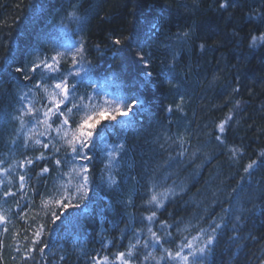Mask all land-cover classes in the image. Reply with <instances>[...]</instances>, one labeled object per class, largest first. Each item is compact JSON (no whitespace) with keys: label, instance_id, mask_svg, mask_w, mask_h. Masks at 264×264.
Segmentation results:
<instances>
[{"label":"snow or ice","instance_id":"1","mask_svg":"<svg viewBox=\"0 0 264 264\" xmlns=\"http://www.w3.org/2000/svg\"><path fill=\"white\" fill-rule=\"evenodd\" d=\"M201 3L202 0L192 5L180 3L173 9L168 0H127L124 7L131 5L128 15L132 19L123 30L126 34L113 30L101 48L100 44L89 46L87 40L85 25L94 15L90 0H48L52 27L67 32L69 24L75 23L73 35L79 39L59 43L45 31L36 34L31 42L7 41V54L0 57V85L7 80L26 89L13 97L16 114L11 120L19 121L17 137L23 136L25 150L40 152L35 156L25 154L7 168V161L0 159V173L14 177L8 184L0 180V203L15 200V211L7 210L11 215L0 209V237L9 233L7 225L15 216L19 227L12 233L16 245L13 251L20 264H53L55 257H49L48 250L61 228L69 238L85 232L90 237L95 234L99 250H89L82 241L75 242L83 264H225L222 258L215 259L222 242L228 251L235 246L237 257L249 247L241 244L242 240L259 243L251 234L242 236L241 230L257 210L264 214V178L255 185L250 179L264 169V150L256 154L258 159L244 166V176L225 200L218 199L214 192L210 202L197 203L198 208L201 204L203 207L185 227H181L185 221L173 219L172 213L160 219L167 205L187 192L183 183L173 181L168 185L174 173L165 171L161 175V169H171L173 164L195 165L193 175L199 176V170L217 155L235 162L245 154L244 138L237 134L242 130L240 114L248 101L236 97L245 91L243 81L248 78L240 65L256 58L258 50L264 48V0H211L204 12ZM236 11L241 12L239 23L232 22ZM225 13L230 33L216 23ZM249 24L253 25L251 31L241 35ZM245 43L247 55L235 51ZM228 44L234 45L236 64L232 67L236 75L221 83L228 67H221L224 57L216 58L215 66L201 61ZM260 66L264 68V55L260 56ZM193 78L195 87L205 93L219 85L216 95L225 97L221 110L232 104L223 118L200 129L207 140L195 144L190 125L182 124L187 118L184 109ZM247 91L250 100L254 93ZM38 93H42L39 102ZM170 95L175 99L163 105ZM159 111L165 113L167 125L163 120L156 121L154 113ZM257 111L264 112V102ZM174 114L175 121L171 119ZM154 121L159 133L151 142V151L159 155L167 152L166 160L150 166L152 156L144 159L142 150L139 164L134 160L128 163L129 156L137 154L129 132H139L146 123L153 126ZM247 122L243 119V123ZM173 128L177 131L173 132ZM258 131L264 135V128ZM12 143L17 145V140ZM210 144L216 149L212 155L204 151ZM101 158L103 167L97 178L96 163ZM125 166L128 173L135 174L121 171ZM245 177L249 178L247 183ZM129 182L132 188L126 192ZM36 197L40 198L39 205ZM137 199L141 201L139 205ZM249 204L251 208L246 207ZM117 205L121 209L119 221L125 224L120 246L124 239L128 246L126 251L110 253L114 256L110 260L109 254L101 253L110 245L116 246L117 241L105 243L103 237L108 229L118 227L108 219ZM129 208L134 211L129 213ZM217 208L222 214L216 213ZM4 246L0 238V249ZM245 257L242 264H264V246L256 252H246ZM66 258L61 255L57 264H64ZM0 264H4L3 256Z\"/></svg>","mask_w":264,"mask_h":264},{"label":"trees","instance_id":"2","mask_svg":"<svg viewBox=\"0 0 264 264\" xmlns=\"http://www.w3.org/2000/svg\"><path fill=\"white\" fill-rule=\"evenodd\" d=\"M172 8L175 9L180 3L192 5L196 0H168ZM211 0H202L201 12L207 8ZM251 2V0H249ZM127 0H90L92 10L94 15L91 17L90 22L85 25L87 40L89 46H94L100 44L103 48L108 43L109 36L113 33V30L119 32L121 35L126 34L123 30L127 27L128 21L132 18L128 15L131 10V5L127 8L124 5ZM34 5V7H33ZM89 5H85L87 8ZM48 0H0V57L7 54V41L9 39L16 40L20 39L22 41H33L36 34L47 32L50 35V39L57 41L59 43H72L79 39L78 35H73L77 25L75 23L69 24V30L67 32H62L59 29L52 27L51 13L48 12ZM247 10V9H245ZM53 12L55 9L52 10ZM181 9V12H184ZM230 11H232L230 9ZM206 14V13H205ZM199 15V14H198ZM228 18V13H225L223 19L216 21L225 33H230L232 31L231 26H226V20ZM241 18V12L236 11L232 17L233 23H239ZM57 23L59 18L57 17ZM253 25L249 24L244 27L243 35L246 32L251 31ZM176 29L173 28V32ZM178 48L179 45H174ZM234 45L228 44L225 47L219 49L214 55L210 54L204 57L201 61H210L212 66L216 65V58L221 56L224 57L221 61V67L227 64V69L224 70V79L221 83L231 80L232 77L236 75L233 65L236 64L235 52L233 51ZM244 55L248 54L247 45L236 49ZM110 56L111 53L109 52ZM264 55V48L258 50L256 58H252L250 62L241 64L240 67L242 71L247 73L248 78L243 81L245 91L242 92L240 97L237 99H243L248 101V104L244 111L241 112L240 116L243 119H247V123H242V130L238 132V138H244V144L246 145L244 149V156L242 159L231 162L228 161L225 156L217 155L215 159L211 160V163L207 164L206 167L200 169L201 174L199 176L193 175L195 170V165L192 167H181L177 164H173L171 169H161L160 174L163 175L165 171L173 172L172 178L168 181V185H171L173 181L177 185L181 183L187 189L186 194L182 198L176 200L173 203L167 205V210L163 213L160 219H165L169 216V213L173 214V219H183L185 221V227L187 222L198 212L201 211L203 204L200 208L197 207L199 202H210L212 195L215 192L216 196L220 200H225L228 194L231 192L232 188L236 187L237 183L244 176V166L247 165L250 160L258 159L257 153L264 150V135H261L258 129L264 128V112L257 111L260 108L262 102H264V68L260 66V56ZM215 57V58H214ZM118 61L113 63L115 64ZM210 71V69H209ZM27 83V82H23ZM35 83V81H33ZM191 87L188 89L189 97L188 104L185 106L186 120L182 122L183 126H189L190 130L194 133L193 144L204 143L207 140V136L201 134L200 129L204 128L206 124L211 121H216L223 118L232 107L229 104L228 107H223L222 110L220 106L223 104L225 97H219L216 95L218 87L214 88L208 92H204L202 88L195 87V78L190 82ZM247 89H251L254 95L249 100V94ZM167 89H165L166 91ZM26 91L21 85L16 82L5 81L4 84L0 85V159L7 161L4 167L7 168L15 162L19 161L26 155H39L40 152L36 150H25L23 136L17 137V130L20 128L19 121L11 120V116L15 115L16 103L13 97L18 95L20 92ZM42 93H38L36 96L37 102H39V97ZM198 95H202L203 99H197ZM175 99L174 96H168L167 99L163 100V105L171 103ZM156 121L163 120L164 124L167 125L168 121L164 120L165 113L159 111L154 113ZM171 119L175 121L177 119V114L172 115ZM249 125H252V129L248 130ZM173 132L177 131L176 128L172 129ZM207 129H205V132ZM159 133V130L155 128V121L153 126H149L147 123L144 128L140 129L137 133L129 132V137L132 143L137 145V154L129 156L128 163H132L133 160L136 164L141 162L140 152L143 150L145 155L144 159H148L152 156L149 161L150 166H154L156 163L163 164L166 160L168 153L164 152L162 155L153 154L151 149L153 144L151 143L155 136ZM198 138V139H197ZM16 139L17 145H13L12 141ZM205 153L208 155L214 154L216 151L214 145H208L204 149ZM122 165L124 164L121 161ZM200 164L201 161L196 162ZM50 168H54V165L50 164ZM103 167V158L96 163L97 178H99L100 169ZM67 169H65L66 171ZM38 171V169H37ZM121 171L133 175L135 173H128L127 167H122ZM55 172L52 176H55ZM35 173H33V176ZM264 178V169L258 170L251 181L255 185L257 180ZM249 178L245 177V183H247ZM0 180H3L5 184L9 181L14 180V177L9 175L5 176L0 173ZM49 185H51V180H49ZM132 188V183L129 182L125 186V191L129 192ZM29 195L31 193L29 192ZM36 204L39 205L40 198L36 197ZM141 201L136 200V204L139 205ZM259 203V202H257ZM223 207H228L227 204H223ZM246 207L251 208L252 205H246ZM0 209L4 210L3 214L11 215L7 213L8 209L15 211V200L10 199L7 203H0ZM39 210V209H37ZM121 211L119 205H117L114 213L109 214L108 219L116 222L118 227L115 229H108L104 233V241L107 243L111 240H116V246H109V248L101 253L109 254V259L114 260V256L110 253H115L117 249L119 251H126L128 246V240H123V246H120V236L121 229H124L125 224L119 221V212ZM129 213L133 212L134 209H127ZM217 214H222L220 208L216 209ZM146 214V213H145ZM41 217L44 216V212L40 210ZM9 233L6 236L0 237L4 240V248L0 249V256L4 258V264H20L19 256L13 251L16 246L15 242L12 240V233L19 227L17 219L15 216H11L10 222L8 223ZM139 226V225H138ZM107 228V225H105ZM231 227V225H229ZM195 235V233H192ZM231 233H229L230 235ZM251 234L259 243L253 244L251 240H242L241 244L247 243L249 247L239 252L237 257V249L232 246L231 251H228V246L226 243H221L220 247L217 249V255L215 259L219 261L221 258L224 260L225 264H242L246 259L245 253L256 252L262 246H264V214L260 210L250 216L246 223L242 225L241 235L248 236ZM54 244L48 250L49 257H55L53 264H57L58 258L61 255H66V260L64 264H83V260L79 259L80 250L76 248L75 242L82 241L84 247L87 249H97L99 250L101 245L95 242V234L88 236L85 233H80L78 235L74 234L69 238L61 228L59 233L53 237ZM227 237H225V241ZM21 245L23 241L21 240ZM159 255V253H157ZM15 257V259H13ZM39 258V257H38ZM212 259L211 257L209 258Z\"/></svg>","mask_w":264,"mask_h":264}]
</instances>
